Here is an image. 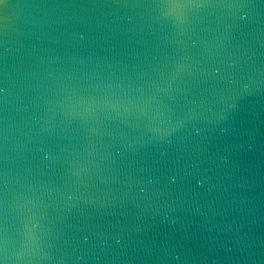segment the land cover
Segmentation results:
<instances>
[{
  "label": "water",
  "instance_id": "obj_1",
  "mask_svg": "<svg viewBox=\"0 0 264 264\" xmlns=\"http://www.w3.org/2000/svg\"><path fill=\"white\" fill-rule=\"evenodd\" d=\"M0 264H264V0H0Z\"/></svg>",
  "mask_w": 264,
  "mask_h": 264
}]
</instances>
